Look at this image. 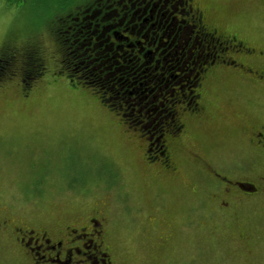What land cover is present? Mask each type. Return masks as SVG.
I'll return each instance as SVG.
<instances>
[{
	"label": "rangeland",
	"instance_id": "rangeland-1",
	"mask_svg": "<svg viewBox=\"0 0 264 264\" xmlns=\"http://www.w3.org/2000/svg\"><path fill=\"white\" fill-rule=\"evenodd\" d=\"M90 1L0 0V13L17 10L0 30V48L35 46L45 65L28 89L18 73L0 82V209L48 230L79 227L93 214L104 223L113 264H264V211L252 206L256 198L242 197L238 214L228 217L210 197L223 181L191 155L198 149L209 164H223L228 179L252 180L254 160L240 130L263 114L264 93L231 66L203 69L208 103L197 117L180 114L185 137L169 140L177 169L149 166L142 133L59 72L55 26ZM196 1L208 24L264 49V1ZM11 250L0 240V264H13Z\"/></svg>",
	"mask_w": 264,
	"mask_h": 264
},
{
	"label": "trees",
	"instance_id": "trees-1",
	"mask_svg": "<svg viewBox=\"0 0 264 264\" xmlns=\"http://www.w3.org/2000/svg\"><path fill=\"white\" fill-rule=\"evenodd\" d=\"M140 7L135 3L132 9L131 0H105L102 6L91 0L83 11L60 20L53 32L60 51L59 72L70 83L91 88L99 103L114 111L126 127L139 130L146 139L152 136L155 144L175 118L177 93L185 96L179 101L182 105L189 102L195 75L213 45L207 48L197 41L193 46L192 37L164 61L169 49L162 53L165 40L160 36L170 29L159 27L158 19H151L149 10ZM177 12L173 16L182 19ZM44 70L37 47L19 48L9 42L0 48V82L18 73L23 89H28ZM183 70L189 75L182 77Z\"/></svg>",
	"mask_w": 264,
	"mask_h": 264
},
{
	"label": "flooded vegetation",
	"instance_id": "flooded-vegetation-1",
	"mask_svg": "<svg viewBox=\"0 0 264 264\" xmlns=\"http://www.w3.org/2000/svg\"><path fill=\"white\" fill-rule=\"evenodd\" d=\"M171 1L164 0V3L161 4V0H131L132 9H134L135 3H138L139 7L141 6L138 9L149 10L151 13L149 17L158 19L159 27L170 29L167 35L163 32L160 36L161 41L165 40L162 45L165 49L162 50V53L169 49L163 60L165 61L170 54H176L181 43L183 41L187 43L192 37H194V42L199 41L200 44L205 42L207 48L210 45H213V48L200 72L195 75L196 88L190 92L189 102L180 106L179 109L175 107V118L172 124L163 129V133L155 140V144L150 141L152 136L150 139L144 138L146 142L143 152L144 161L149 166L158 162L167 172H174L177 169V166L172 163L170 155L172 149L170 143L173 141L169 140H182L186 133L185 124L180 121V114L197 117L204 111L205 105L208 103L202 88L205 79L201 73L203 69H205L203 72L205 74L208 69L214 66H218V68L221 64L231 66V70L238 77L246 82L256 84V87L264 93V49H255L238 39L234 33L222 32L213 24H208L203 8L196 0H179L174 5ZM143 3L144 6L141 5ZM177 9L181 10L177 12ZM176 12L182 15V19H176L173 16ZM144 21L147 22L148 18H145ZM170 21L172 27L167 26ZM118 39L122 40L123 37L120 36ZM228 51L239 53H233L237 57L227 56ZM171 96H174V93ZM184 98V94H180V92L175 96V100L178 102L184 101ZM251 116L253 118L242 125L240 136L254 160L253 175H250L254 180L228 179L220 171V166L222 167L223 164L220 165L217 161H215L216 164H209L204 155H200V151L197 153L198 149L191 152L192 157L200 162V169L208 168V173H213L215 177L223 181V185L219 189L217 188L218 190L210 197L217 204L218 209L223 212L227 211L225 214L228 217L238 214L239 202L240 204L243 202L240 200L242 197L256 198V202H253L252 206L264 211V112L261 115L252 114ZM229 183L235 186V190L228 186ZM239 184L253 190L243 189ZM192 192L195 193L196 190H192ZM230 209H234L233 213H228ZM12 216L9 209H0V240L5 246L12 249L13 264H22L23 262L29 264L114 263L105 244L104 223L93 214L87 216L85 224L79 227L74 224H63V226L57 225L54 229L50 228L49 230L35 229L27 222Z\"/></svg>",
	"mask_w": 264,
	"mask_h": 264
},
{
	"label": "clouds",
	"instance_id": "clouds-1",
	"mask_svg": "<svg viewBox=\"0 0 264 264\" xmlns=\"http://www.w3.org/2000/svg\"><path fill=\"white\" fill-rule=\"evenodd\" d=\"M17 10L11 12L4 10L0 13V30H6L9 25H11L16 19Z\"/></svg>",
	"mask_w": 264,
	"mask_h": 264
},
{
	"label": "water",
	"instance_id": "water-1",
	"mask_svg": "<svg viewBox=\"0 0 264 264\" xmlns=\"http://www.w3.org/2000/svg\"><path fill=\"white\" fill-rule=\"evenodd\" d=\"M240 185V187H242L243 189H246V190H253V189H251V188H245L244 186H243V184H239Z\"/></svg>",
	"mask_w": 264,
	"mask_h": 264
}]
</instances>
